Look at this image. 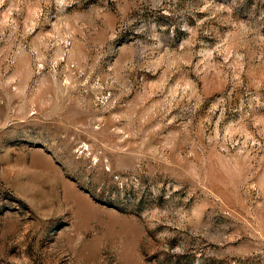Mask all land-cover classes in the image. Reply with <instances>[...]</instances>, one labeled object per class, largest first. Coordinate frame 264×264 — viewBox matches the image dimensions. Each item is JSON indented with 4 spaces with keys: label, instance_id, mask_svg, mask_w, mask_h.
Segmentation results:
<instances>
[{
    "label": "rangeland",
    "instance_id": "374dc122",
    "mask_svg": "<svg viewBox=\"0 0 264 264\" xmlns=\"http://www.w3.org/2000/svg\"><path fill=\"white\" fill-rule=\"evenodd\" d=\"M0 264H264V0H0Z\"/></svg>",
    "mask_w": 264,
    "mask_h": 264
}]
</instances>
